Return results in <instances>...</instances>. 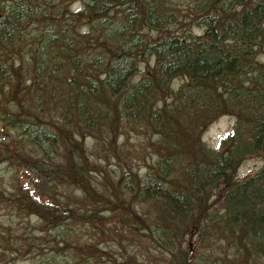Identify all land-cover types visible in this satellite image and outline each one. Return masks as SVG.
Wrapping results in <instances>:
<instances>
[{
    "label": "trees",
    "instance_id": "16d2710c",
    "mask_svg": "<svg viewBox=\"0 0 264 264\" xmlns=\"http://www.w3.org/2000/svg\"><path fill=\"white\" fill-rule=\"evenodd\" d=\"M6 1L12 5L0 16V100L9 95L18 129L40 130L43 137L40 148H27L20 132L10 142L14 158L0 147V157L30 171L23 173L32 183L30 191L12 178L0 179V212L6 215L0 216V264L28 256L30 264H70L77 256L88 264L101 260L95 245L105 234L121 232L140 234L142 242L171 253V264H194L189 251L168 247L171 227L175 223L182 235L185 228L196 230L209 212L225 236L234 234L246 248L225 264L264 259V173L239 186L231 211L223 212L222 196H215V212L211 203L222 166L237 163L232 153L238 148V154H258L263 131L234 126L216 150L199 136L213 118L210 107L232 112L237 123L258 119L264 109V62L258 60L264 0H74L80 2L74 12L70 0ZM51 1L58 6L56 18L50 17ZM18 5L32 15H23ZM146 8L154 9L153 21L132 26L130 20ZM41 26L38 36L27 39ZM133 29L138 39L124 35ZM37 37L43 49L19 55L25 45L40 42ZM186 131L192 141L182 146L188 159L175 164L168 144H174V133L186 137ZM111 132L113 142L100 145ZM145 134L158 139V148L129 161L130 142L143 141ZM97 161L107 162L106 168ZM165 164L171 173L160 176ZM142 180L139 202L128 192ZM71 186L83 196L75 197ZM253 186L250 195L245 192Z\"/></svg>",
    "mask_w": 264,
    "mask_h": 264
},
{
    "label": "rangeland",
    "instance_id": "374dc122",
    "mask_svg": "<svg viewBox=\"0 0 264 264\" xmlns=\"http://www.w3.org/2000/svg\"><path fill=\"white\" fill-rule=\"evenodd\" d=\"M71 1L74 0H70L69 2ZM44 2L46 1L44 0L40 4H44ZM27 3L29 4V2L24 1V4ZM48 4L51 6L50 17L56 18L53 14L55 10H58V6H56V2L51 1ZM79 4H80L79 1H74L73 3L68 4L69 10L71 12H74L78 8ZM11 5L12 4H9L8 6L5 4H0V16L2 15L1 11H3L5 15L6 13H9V11L11 12L10 9ZM61 8H63L62 5ZM65 10L67 11L66 7ZM43 27L44 26H41L39 28L36 27L37 32L32 33L30 35H26L27 39H30L32 37L35 38V36H38L36 35V33L41 32L40 28ZM194 30L199 31L200 29L198 27H195ZM36 39H39L37 41L40 40L41 41L33 45H38L41 42L42 43L44 42L42 38L40 39L39 37H37ZM0 51L1 54L3 52V49H1V47H0ZM33 51H34L33 46L31 44H27L23 47V50L19 55L28 56L30 52ZM178 80H179L178 78L173 79V85L176 82H178ZM8 98H10L9 95L5 100H0V113H1L0 114V147L4 148V146H6L7 147V150L5 149L6 153L9 154V157L14 158L16 155L14 154V152H12L13 148L10 145V142L14 141L13 138L17 137L20 134L21 130L14 125L15 121L17 120V117L10 116L11 103L7 101ZM168 98L169 96L167 95L165 96L164 99L166 100ZM213 102H217L218 104L221 105V102L217 99H215ZM212 103L211 106H213ZM208 110L211 112V116L213 118L211 119V122L208 125H206L201 129L199 136L202 139V141L206 144V146L210 147L212 150H216L221 139L231 129L234 120H233V116H231L230 114L231 113L230 111L222 110L218 106L210 107L208 108ZM192 127L195 129L196 125ZM181 130L182 129H180V131ZM98 133L100 135V130L98 131ZM183 135H186V137L184 136L177 137L176 134L174 133L172 136V139L175 140L174 144L173 145L168 144V147L171 150V152L175 153L173 158L180 159L181 162L186 156L188 159V155H189V150H187V155L183 154L182 146L184 145L185 141H188V144L192 142L190 139L191 134L188 131H186V133L184 132ZM106 137L107 136H105V138L102 140V143L100 145L102 146L106 145V142L112 143L113 141L111 140L115 139V134L111 132L110 136L107 139ZM119 137H121L120 139L123 142L124 137L118 135L117 140L119 139ZM153 138L154 139L152 140L150 136H147L145 134L143 141L140 140L138 142L137 141L130 142L129 150L132 152L134 158H130L129 161L137 162L138 156H140L141 159H143L144 156H146V154H149L153 150H156L160 143L156 142L158 140L157 138L155 137ZM180 138L181 141L179 140ZM85 142H87V139ZM119 148H122V143L119 146ZM1 158H3V156H1ZM52 159L53 157H51V161ZM88 160L92 161L93 159L89 157ZM190 161L191 160H188L187 163H189ZM97 162H99L100 165L106 168L107 162L105 161H97ZM149 162H151L150 159ZM5 164L6 163L0 162V173L5 174L4 177L7 179V181H9L12 178V180H14V182H16V184L19 187L28 188L31 191V189L28 187L30 184H32L30 183L31 178L30 176H28L30 171L24 169L23 167H18L17 169H15L12 166H7ZM239 165L241 166V171L250 170L252 167L254 168L256 166L254 156L252 155L246 157L240 162ZM24 170L25 173L26 171H28V174L23 173ZM145 171H147V169L143 168L142 172L145 173ZM90 174L93 175L95 173L91 171ZM153 174L154 172H151L149 177L153 176ZM28 180L30 181L29 183ZM145 185L146 183L144 180H142L141 183H139V187ZM102 186L104 187L103 184ZM108 186H107V190L109 192H113L115 186L114 185L112 186L110 184H108ZM5 187H7V190L9 189L8 186ZM70 189L73 191V194H75V197L77 198L82 197L84 194L83 190L76 189L73 186H71ZM137 189L133 188L130 192H128L129 196H133L134 200H137L139 198L137 195ZM215 199H216L215 196L211 199L212 212H215L217 209V203ZM117 201L120 202L116 203V208L118 207L121 208L123 206L121 201L124 200L118 198ZM200 212H202V210H200ZM2 213L3 214L7 213V211H3ZM210 213L211 212H209V214ZM209 214L206 216L207 219L205 220L204 224H202L200 220V222L198 223L199 228L197 224L196 230L187 229V228L183 229L182 230L183 235L180 234L179 230H176V226L174 223L171 227L172 235L168 239L169 240L168 247H170V250L178 243L177 249L183 250V254L185 253V250L189 251L191 253L190 256L191 260L194 264H221L225 262L227 259H230L232 253H233L232 259L234 256H240V253L243 254L246 250L245 246L243 245V242L240 241L239 238L238 241L235 238L237 244L234 247L230 246L228 242L225 240L226 236L223 233L225 232V230L223 229V226H221L222 223L220 222V224H217L215 222V220L217 221V218L215 217V219H212V216ZM0 216H6V215H1L0 212ZM199 229H201L200 230L201 234L197 236V232H199ZM232 235L234 236V234ZM140 237H141L140 234H130L128 232H121L120 234L114 236L105 234L103 239L101 241H98V244L95 245L96 254L97 255L100 254L101 260H98L97 258L95 259L96 261L91 259L90 263L88 264H96V263L98 264H171V260H172L171 253L167 254L161 250L159 252L151 244H149L148 241L145 240L144 242H142L143 240H141ZM182 239H184V241L180 242V240ZM46 246L47 244H45V247ZM42 247L44 248V245ZM78 259L80 260V257L78 258L77 256L74 260H72V263L70 264H75V262H78V264H87L81 260L79 261ZM30 262L31 260L27 258L23 259V257H18L15 264H30ZM173 264L176 263L174 262Z\"/></svg>",
    "mask_w": 264,
    "mask_h": 264
},
{
    "label": "bare ground",
    "instance_id": "6f19581e",
    "mask_svg": "<svg viewBox=\"0 0 264 264\" xmlns=\"http://www.w3.org/2000/svg\"><path fill=\"white\" fill-rule=\"evenodd\" d=\"M26 1L29 2V4H30L29 0H26ZM0 4L9 5L10 2H8L6 0H0ZM18 7L21 9V12H22L23 15L28 16V17H30L32 15V13L30 11H26V9L23 8V6L18 5ZM144 15H146V17H144ZM154 17H155L154 9L146 8L144 10V12H143V15L137 14L136 16H134L130 20V24L132 26H134V25H137V26L138 25H142L144 23L145 18H146V20L153 21ZM148 26H152V24L149 23ZM0 27H3L1 25V23H0ZM4 28H7L8 30H11V27H10L9 23H5L4 24ZM174 28H175V26H174ZM174 28H172V29L174 30ZM40 30H42V29L40 28ZM196 32L197 33H201V29L199 31H196ZM124 35L128 36L129 38H131L132 35H133L134 37H136L135 39H138L139 38V36H138L139 35V30L133 29L131 31H126ZM134 42H136V40ZM43 44L44 43L41 42L38 45H32L33 46V50L35 52H40V50L43 49ZM263 51L260 52L259 59H258L261 62H264V52ZM256 95L257 94L251 95V97L249 98V101L253 100ZM76 106L78 108V111L82 109V105L77 104ZM230 114H231V116H233V120L234 121H233L232 127L228 131V133H231L232 132L231 131L232 128L235 126L238 129H241V130H244V131H246V130H251V131L260 130V131H263V135H262V139H261V142H260V151H259V153H261V154H259V153L258 154H253V152H248V151H250L248 149H245L246 150L245 153L238 154L239 153V149H240V148H238L237 152H233L232 153V154L235 155V160L236 159L238 160L237 163L235 164L233 162H228V163H225L222 166V168H221V170H222L221 171V182L219 183V185L216 186V188L214 190H212L211 195H212V197L217 196L218 198L220 196H222V209H223L224 213H226L228 211H231V209L233 208L234 201L237 200L236 198H237L238 194L236 193V191L239 188V186L242 185L248 178H251V176L254 175V173H257L258 171L264 173V109L259 111V118L258 119H256V120H248V121H246L244 123H241V122L237 123L235 115L232 114V112ZM70 117H74L77 121L79 120L78 117H75L72 114H71ZM56 118H58V117H56ZM54 123L56 125H58L59 119H55ZM32 127H34V125H32ZM30 128H31V126H30ZM21 133H22V135L24 137H26L25 143L29 145V147H27V148L34 147V146H37V147L40 148L41 139L43 137V133L40 130L28 129L27 128V129H21ZM228 133H226V134H228ZM90 135H91V137L94 136V138H95V134H90ZM91 137L88 136L86 138L87 141L91 140ZM236 144L238 146V143H236ZM233 148H235V147H233ZM252 155L255 158L256 166L254 168L252 167L250 170L241 171V166L239 165L240 162L243 159H245L246 157L252 156ZM228 157H231V155H228ZM0 162L1 163H6L5 165L10 166V162L7 161L4 158L0 157ZM169 162H171V160H169L168 163ZM173 162L176 164L179 161L176 158V159L173 160ZM170 173H171V170L169 169L168 165L165 164L164 167H162V169L160 171V174H161L160 176H168V175H170ZM4 175L5 174L0 173V179L3 178ZM205 185L208 186L210 184L205 181ZM256 186H258V185L256 184ZM254 188H255V186L247 189L245 192L249 194L250 191L252 189H254ZM143 192H144V189L140 186L137 189V195L139 197V202L141 201V199H143ZM203 192H205V191H203ZM226 234L227 235L225 237V240L228 242V244L230 246L234 247L237 244V242L235 240V237L232 235V233H226ZM182 240H180V242ZM29 258L30 257L28 256L27 259H29ZM221 264H225V263L223 262ZM248 264H264V259L258 260L256 258H254L253 261H250Z\"/></svg>",
    "mask_w": 264,
    "mask_h": 264
}]
</instances>
